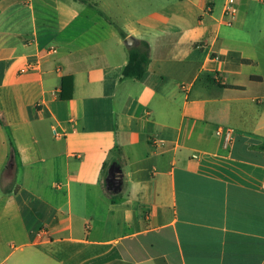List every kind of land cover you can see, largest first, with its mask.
I'll use <instances>...</instances> for the list:
<instances>
[{"label":"crops","instance_id":"1","mask_svg":"<svg viewBox=\"0 0 264 264\" xmlns=\"http://www.w3.org/2000/svg\"><path fill=\"white\" fill-rule=\"evenodd\" d=\"M234 1L0 0V264H264V2Z\"/></svg>","mask_w":264,"mask_h":264},{"label":"trees","instance_id":"2","mask_svg":"<svg viewBox=\"0 0 264 264\" xmlns=\"http://www.w3.org/2000/svg\"><path fill=\"white\" fill-rule=\"evenodd\" d=\"M88 6H94L90 0H75ZM120 34H124L120 31ZM148 44L146 42H140V47L129 51L128 62L122 70V75L125 78H140L145 72V67L149 60ZM72 78L63 77L61 79V98L68 99L70 94H65V90L68 87L71 89ZM264 149V146L262 147Z\"/></svg>","mask_w":264,"mask_h":264},{"label":"built area","instance_id":"3","mask_svg":"<svg viewBox=\"0 0 264 264\" xmlns=\"http://www.w3.org/2000/svg\"><path fill=\"white\" fill-rule=\"evenodd\" d=\"M262 2H264V0H260ZM236 14H237V8H236V5H235V1L234 0H227L225 6H224V9H223V16L225 18V24L227 26H230L232 24V22L234 21L235 17H236ZM55 133V131H54ZM225 134L227 138L230 137L232 131L230 129H217L216 131V135L220 136L221 134ZM56 135V133H55ZM153 143H164V140L161 139V138H156V139H153L152 141Z\"/></svg>","mask_w":264,"mask_h":264},{"label":"water","instance_id":"4","mask_svg":"<svg viewBox=\"0 0 264 264\" xmlns=\"http://www.w3.org/2000/svg\"><path fill=\"white\" fill-rule=\"evenodd\" d=\"M135 44H137V41H136L134 38H132V37H128V38H126V40H125V42H124V45H125L128 49L132 48L133 45H135Z\"/></svg>","mask_w":264,"mask_h":264}]
</instances>
